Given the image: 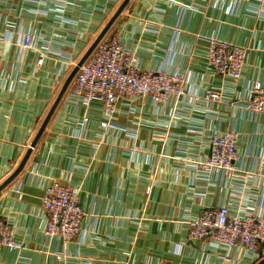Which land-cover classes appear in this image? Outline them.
<instances>
[{
    "label": "crops",
    "instance_id": "0c3cea01",
    "mask_svg": "<svg viewBox=\"0 0 264 264\" xmlns=\"http://www.w3.org/2000/svg\"><path fill=\"white\" fill-rule=\"evenodd\" d=\"M123 0H0V185L16 170L67 76ZM262 0H130L108 33L141 70L185 74L195 101L121 99L109 127L102 101L72 98L70 86L19 175L0 192V219L20 247L0 264H258L240 247L189 241L186 219L227 205L264 216V114L242 106L264 86ZM263 6V7H262ZM32 33L33 48L20 42ZM248 48L238 80L207 64L209 38ZM48 58L36 67L39 51ZM207 88L221 93L205 99ZM85 118L87 120H85ZM239 134L235 172H199L212 134ZM79 189L82 233L65 243L44 233L46 185ZM22 182V197L17 185Z\"/></svg>",
    "mask_w": 264,
    "mask_h": 264
},
{
    "label": "built area",
    "instance_id": "2783aa9c",
    "mask_svg": "<svg viewBox=\"0 0 264 264\" xmlns=\"http://www.w3.org/2000/svg\"><path fill=\"white\" fill-rule=\"evenodd\" d=\"M208 40L207 64L224 77L240 79L245 70L248 48L217 36H211ZM20 44L24 52L33 48L32 33H26ZM47 58V52L40 50L36 67L41 68ZM138 62L137 55L123 46L118 34L108 33L79 68L70 84L69 95L87 104L102 101L107 117L101 123L104 128L109 127L110 118L121 99L133 101L149 97L157 104H178L188 95L195 101L200 99L193 95V87L185 74L178 71L141 70ZM220 98L221 93L217 90L206 89V100L213 102ZM242 105L249 112L264 114V86L254 82ZM238 141L239 134L234 130L212 134L209 156L196 162L199 172L206 176L216 170L233 174L235 162L239 159ZM21 188L22 182L19 181L17 193L20 197ZM42 206L46 212L45 234L57 235L65 243L81 235L86 213L79 189H74L66 180H54L44 188ZM185 222L189 241L201 240L220 246L240 247L253 259L258 257V250L264 242V216L248 210L233 212L227 205L210 206ZM19 247L11 226L0 219V249ZM125 264L144 263L128 261Z\"/></svg>",
    "mask_w": 264,
    "mask_h": 264
},
{
    "label": "water",
    "instance_id": "95a60500",
    "mask_svg": "<svg viewBox=\"0 0 264 264\" xmlns=\"http://www.w3.org/2000/svg\"><path fill=\"white\" fill-rule=\"evenodd\" d=\"M130 0H123L119 8L116 10V12L113 14V16L109 19V21L106 23V25L103 27V29L100 31L98 36L95 38V40L92 42L90 47L86 50L84 55L80 58L78 63L74 66V68L71 70L69 75L67 76L64 84L62 85V88L53 103L51 109L49 110L48 114L46 115L43 123L41 124L33 142L31 143L30 147L28 148L23 160L19 164V166L16 168V170L0 185V192L10 183L12 182L22 171L24 168L33 148L36 146L37 142L39 141L40 137L42 136L43 132L45 131L47 124L49 123V120L51 119L52 115L54 114L57 106L59 105L60 101L62 100L63 96L67 92L71 82L73 81L75 75L77 74L79 68L81 65L86 61V59L92 54V52L95 50L99 42L104 38V36L107 34V32L110 30L114 22L117 20V18L120 16V14L123 12L127 4ZM258 264H264V260L259 262Z\"/></svg>",
    "mask_w": 264,
    "mask_h": 264
},
{
    "label": "trees",
    "instance_id": "16d2710c",
    "mask_svg": "<svg viewBox=\"0 0 264 264\" xmlns=\"http://www.w3.org/2000/svg\"><path fill=\"white\" fill-rule=\"evenodd\" d=\"M109 32V31H108ZM108 32H107V34H108Z\"/></svg>",
    "mask_w": 264,
    "mask_h": 264
},
{
    "label": "rangeland",
    "instance_id": "374dc122",
    "mask_svg": "<svg viewBox=\"0 0 264 264\" xmlns=\"http://www.w3.org/2000/svg\"><path fill=\"white\" fill-rule=\"evenodd\" d=\"M78 62V61H77Z\"/></svg>",
    "mask_w": 264,
    "mask_h": 264
}]
</instances>
